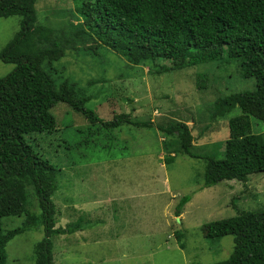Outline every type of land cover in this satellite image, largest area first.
<instances>
[{
    "label": "rangeland",
    "instance_id": "rangeland-1",
    "mask_svg": "<svg viewBox=\"0 0 264 264\" xmlns=\"http://www.w3.org/2000/svg\"><path fill=\"white\" fill-rule=\"evenodd\" d=\"M72 6V0H37L38 20L54 24L58 13ZM19 28L20 16L0 17V52ZM53 65L90 96L85 106L103 122L120 113L129 114L131 121L116 128L91 124L57 101L51 108L55 130L25 136L33 151L56 168L58 187L51 197L55 227H78L50 236L53 264H212L227 258L232 236L208 238L202 227L264 208V172L249 175L245 182L203 186L201 157H223L228 120L241 114L235 106L212 117L216 98L251 90L255 80L242 77L232 60L148 72L104 47L95 54L79 47L67 50ZM13 68L0 59V78ZM202 72L208 83L198 89L196 76ZM176 120L191 128L193 152L200 158L177 154L164 162L158 126ZM143 121L152 123L136 124ZM250 123L252 133H264L263 121L250 117ZM75 191L81 192L78 197ZM185 195L190 199L176 216ZM30 209L39 212L35 206ZM23 218H3V230L20 226ZM176 232L183 235V247ZM44 235L39 224L12 237L4 246L5 264H36L34 245Z\"/></svg>",
    "mask_w": 264,
    "mask_h": 264
},
{
    "label": "trees",
    "instance_id": "trees-1",
    "mask_svg": "<svg viewBox=\"0 0 264 264\" xmlns=\"http://www.w3.org/2000/svg\"><path fill=\"white\" fill-rule=\"evenodd\" d=\"M36 2L0 0V17L20 16L18 32L0 52L2 61L14 64L0 78V264H5L6 242L39 224L45 235L34 245L35 262L53 264L50 236L78 228L55 227L51 197L58 187L56 168L25 138L55 130L54 103H66L91 124L99 121L116 128L131 123L127 113L103 122L85 106L90 96L53 65L67 50L79 47L95 54L104 47L153 73L235 61L240 75L252 77L255 86L216 98L212 117L226 115L235 106L241 114L228 120L223 157H201L203 186L232 179L245 182L249 175L264 172V133H252L250 123V117L264 122V0H72L73 6L61 10L60 19L51 25L38 20ZM206 81L207 73H199L198 89ZM158 128L165 163L177 154L200 158L193 152L194 137L187 123L168 121ZM189 199L188 195L179 199L176 216ZM34 206L39 212L30 209ZM9 216L24 218L20 226L3 230L2 219ZM202 232L208 238L232 236L229 256L212 264H264V208L211 221ZM175 235L183 247L182 233Z\"/></svg>",
    "mask_w": 264,
    "mask_h": 264
},
{
    "label": "crops",
    "instance_id": "crops-1",
    "mask_svg": "<svg viewBox=\"0 0 264 264\" xmlns=\"http://www.w3.org/2000/svg\"><path fill=\"white\" fill-rule=\"evenodd\" d=\"M71 173L74 174L75 171L72 169ZM83 181H84V179H83ZM80 193H81L80 191H75V192L73 193V196H74V197H78Z\"/></svg>",
    "mask_w": 264,
    "mask_h": 264
}]
</instances>
